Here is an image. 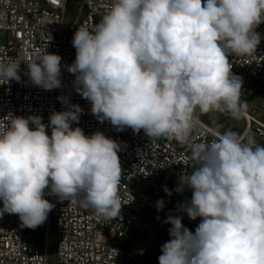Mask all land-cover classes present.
I'll use <instances>...</instances> for the list:
<instances>
[{"label":"clouds","instance_id":"1","mask_svg":"<svg viewBox=\"0 0 264 264\" xmlns=\"http://www.w3.org/2000/svg\"><path fill=\"white\" fill-rule=\"evenodd\" d=\"M261 23L264 0H111L98 23L74 33L70 65L44 49L31 61L0 60V80L19 82L24 61L30 83L51 91L66 68L101 123L190 148L191 171L180 174L175 191L187 188L191 199L167 216L170 239L159 264H264V145L231 130L190 143L200 115L244 117L243 79L228 55H254ZM58 99L66 107L47 124L39 115L0 123V217L16 214L30 229L55 207L49 195L105 219L121 214V143L72 127L83 110ZM164 204L158 200L157 210ZM181 213L200 218L194 233Z\"/></svg>","mask_w":264,"mask_h":264},{"label":"built area","instance_id":"2","mask_svg":"<svg viewBox=\"0 0 264 264\" xmlns=\"http://www.w3.org/2000/svg\"><path fill=\"white\" fill-rule=\"evenodd\" d=\"M70 0H0V32L8 34L5 44L0 43V60L31 61L43 50L61 56L62 65H70L75 59L73 35L79 26L92 28L101 19L111 0H81L71 24L66 27L65 16ZM261 43L252 56L228 55L232 72L243 79L245 96L264 90V23L255 29ZM27 64L20 62L19 82L0 80V123L11 116L39 115L47 124L53 110H64L66 105L58 99L67 97L69 103L82 108L79 123L86 135L99 130L121 143L118 153L122 167L119 195L121 214L105 219L93 209H84L77 203L59 201L46 196L55 205L46 221L53 220L55 264H125L128 255L136 264L144 257L148 245L131 237L138 233L153 248H160L167 241L164 230L146 218L147 211L158 212L156 200L150 198L158 189L161 179L178 180L180 174L191 171L190 148L176 141L149 138L143 130L134 133L131 128L117 131L108 121L101 123L91 113V104L82 98L73 86L74 75L62 68V85L46 91L33 86L28 76ZM253 89V91H252ZM248 128L259 138H264V107L246 110L243 117ZM199 126L190 143H206L220 134L199 119ZM49 135L51 129H47ZM176 196L182 193L176 192ZM0 201V207H2ZM172 207L168 201L166 208ZM160 211V210H159ZM111 239L130 240V253L109 243ZM46 246L41 247L30 228L23 227L19 216L5 213L0 217V264H47Z\"/></svg>","mask_w":264,"mask_h":264},{"label":"rangeland","instance_id":"3","mask_svg":"<svg viewBox=\"0 0 264 264\" xmlns=\"http://www.w3.org/2000/svg\"><path fill=\"white\" fill-rule=\"evenodd\" d=\"M72 1V0H71ZM78 0H73L72 4L69 7L68 13L65 16L64 24L66 27H68L73 17L76 13V10L79 6ZM9 39V36L5 32H0V43L5 44L7 40ZM253 91V89H252ZM261 92V93H260ZM242 99L247 101V111L255 108L264 107V91L258 92H251V95L245 96L242 94ZM199 118L204 121L205 123L211 125L215 129L219 130L220 132H225L227 130L234 131L238 133L239 135L243 132V130L246 127V121L244 118L235 120L227 113H220V112H210L206 115H200ZM254 137L256 142L260 145H264V138H259L256 134L250 133L248 137ZM178 180L169 181L168 176H164L159 184L158 189L154 191V197H157L158 200L165 199L168 201H171L172 207H176V211L174 212V215L178 213V208L181 204H183L186 200H190L191 198H188L186 194V189L183 191V196H176V187H177ZM165 187L169 191H171V195L166 194ZM159 214L158 212H152L147 211L146 215L152 222H156L159 226H163V223L159 220ZM182 215V223L185 227H187L189 230H191L193 233L195 232L196 227L200 223V218H197L196 220H190L186 213H181ZM54 228H55V222L53 220L45 221V223L41 226H38L35 229H31V231L34 233L35 238L37 241H39L40 246H46V255H47V264H55V253H54ZM166 227H164L165 229ZM148 243L152 245L149 241ZM160 249L159 248L155 254V261L154 264H157L158 256L160 255ZM141 262V260H140Z\"/></svg>","mask_w":264,"mask_h":264},{"label":"crops","instance_id":"4","mask_svg":"<svg viewBox=\"0 0 264 264\" xmlns=\"http://www.w3.org/2000/svg\"><path fill=\"white\" fill-rule=\"evenodd\" d=\"M260 91H264V90H260ZM259 93V92H258ZM261 93V92H260ZM200 119V118H199ZM201 120V119H200ZM202 121V120H201ZM203 123H205L204 121H202ZM206 125H208L209 127H212L211 125H209V124H207V123H205ZM212 128H214V127H212ZM215 129V128H214ZM219 134H221L222 132H220L219 130H217V129H215ZM254 133L253 131H251L249 128H248V125L246 124V127H245V129L243 130V132L240 134V136L242 137V138H247L248 137V135L250 134V133ZM255 134V133H254ZM168 180H169V178H168ZM186 194H187V196H188V198H191V190H189V189H187L186 188ZM182 196H183V193H182ZM150 198L152 199V200H156V201H158V199H157V197H154V192L153 193H151V196H150ZM163 200H164V202H165V204H164V208L162 209V210H160V214H159V220L163 223V226H159L156 222H153V223H155L156 225H158L159 227H161L163 230H164V232H165V235H166V238H167V240H169L170 239V237H169V234H168V229H169V227H170V225L168 224V223H166L165 221H166V219H167V216H168V214H174V212L176 211V207H171L170 209H168V208H166V204H167V202H168V200H165L164 198H163ZM147 213V212H146ZM146 213H145V215H146ZM146 218L147 219H149L148 217H147V215H146ZM151 221V220H150ZM164 227H166L165 229H164ZM131 237L132 238H134V239H137V240H139V241H141L142 243H144V244H146V245H148V247H150L149 248V251H148V253L144 256V257H142V258H140V260H141V262H140V260H139V264H154L153 262L155 261V254H156V252H157V250L159 249V248H153V247H151L152 245H150L149 243H148V241L147 240H145L141 235H139L138 233H131ZM124 243H129L130 244V240H124L123 241ZM38 243H39V241H38ZM40 244V243H39ZM161 248V247H160ZM131 252V250L128 252V253H130ZM121 261L123 262V263H125V264H136L128 255H124L122 258H121ZM157 264H159V262H157Z\"/></svg>","mask_w":264,"mask_h":264},{"label":"water","instance_id":"5","mask_svg":"<svg viewBox=\"0 0 264 264\" xmlns=\"http://www.w3.org/2000/svg\"><path fill=\"white\" fill-rule=\"evenodd\" d=\"M109 243L113 246L118 247L119 249H121L122 251L128 253L130 251V244L129 243H124L122 240L120 239H111L109 241Z\"/></svg>","mask_w":264,"mask_h":264},{"label":"trees","instance_id":"6","mask_svg":"<svg viewBox=\"0 0 264 264\" xmlns=\"http://www.w3.org/2000/svg\"><path fill=\"white\" fill-rule=\"evenodd\" d=\"M73 1V0H72ZM72 1L70 0V3H69V7H70V5L72 4ZM79 2L81 1V0H78ZM172 215H174V214H172Z\"/></svg>","mask_w":264,"mask_h":264}]
</instances>
